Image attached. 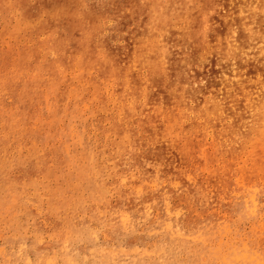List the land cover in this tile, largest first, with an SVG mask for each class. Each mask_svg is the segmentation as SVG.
I'll return each instance as SVG.
<instances>
[{"label": "rangeland", "instance_id": "1", "mask_svg": "<svg viewBox=\"0 0 264 264\" xmlns=\"http://www.w3.org/2000/svg\"><path fill=\"white\" fill-rule=\"evenodd\" d=\"M0 264H264V0H0Z\"/></svg>", "mask_w": 264, "mask_h": 264}]
</instances>
